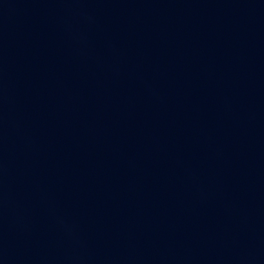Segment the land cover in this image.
I'll return each instance as SVG.
<instances>
[{
  "label": "water",
  "instance_id": "1",
  "mask_svg": "<svg viewBox=\"0 0 264 264\" xmlns=\"http://www.w3.org/2000/svg\"><path fill=\"white\" fill-rule=\"evenodd\" d=\"M0 264H264V0H0Z\"/></svg>",
  "mask_w": 264,
  "mask_h": 264
}]
</instances>
